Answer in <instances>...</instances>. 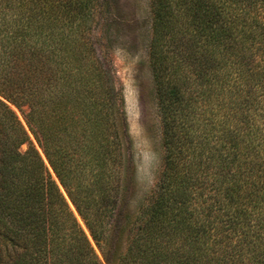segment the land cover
Returning a JSON list of instances; mask_svg holds the SVG:
<instances>
[{"label": "trees", "instance_id": "trees-1", "mask_svg": "<svg viewBox=\"0 0 264 264\" xmlns=\"http://www.w3.org/2000/svg\"><path fill=\"white\" fill-rule=\"evenodd\" d=\"M262 5L153 0L149 61L164 155L150 202L133 223L134 245L118 264H264ZM2 29L0 96L23 113L30 108V130L105 244L101 222L71 190L69 147L56 139L54 28ZM96 133L87 152L99 158V171ZM26 142L0 99V264H100L38 152L20 151Z\"/></svg>", "mask_w": 264, "mask_h": 264}, {"label": "rangeland", "instance_id": "rangeland-1", "mask_svg": "<svg viewBox=\"0 0 264 264\" xmlns=\"http://www.w3.org/2000/svg\"><path fill=\"white\" fill-rule=\"evenodd\" d=\"M257 16L264 28V5ZM2 28H54L56 139L58 146L69 147L71 190L101 222L105 244L94 239L30 130V108L23 106V113L0 99L26 132L20 151L38 152L99 263L118 264L134 245L133 223L150 202L164 155L149 61L153 0H0ZM91 130L97 132L93 142L104 161L99 171L95 155L87 152Z\"/></svg>", "mask_w": 264, "mask_h": 264}]
</instances>
